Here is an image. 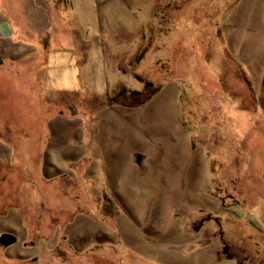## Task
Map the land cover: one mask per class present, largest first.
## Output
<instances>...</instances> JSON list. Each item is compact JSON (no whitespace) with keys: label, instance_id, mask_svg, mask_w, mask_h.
I'll list each match as a JSON object with an SVG mask.
<instances>
[{"label":"rangeland","instance_id":"1","mask_svg":"<svg viewBox=\"0 0 264 264\" xmlns=\"http://www.w3.org/2000/svg\"><path fill=\"white\" fill-rule=\"evenodd\" d=\"M0 57V264H264V0H0Z\"/></svg>","mask_w":264,"mask_h":264},{"label":"water","instance_id":"2","mask_svg":"<svg viewBox=\"0 0 264 264\" xmlns=\"http://www.w3.org/2000/svg\"><path fill=\"white\" fill-rule=\"evenodd\" d=\"M4 61L2 60V57H0V64H2ZM16 239V238H14Z\"/></svg>","mask_w":264,"mask_h":264},{"label":"flooded vegetation","instance_id":"3","mask_svg":"<svg viewBox=\"0 0 264 264\" xmlns=\"http://www.w3.org/2000/svg\"><path fill=\"white\" fill-rule=\"evenodd\" d=\"M6 236H7V237H10V238H11V237L13 238V235L11 236L10 234H8V235H6Z\"/></svg>","mask_w":264,"mask_h":264},{"label":"bare ground","instance_id":"4","mask_svg":"<svg viewBox=\"0 0 264 264\" xmlns=\"http://www.w3.org/2000/svg\"><path fill=\"white\" fill-rule=\"evenodd\" d=\"M74 74V73H73ZM72 76V75H71Z\"/></svg>","mask_w":264,"mask_h":264},{"label":"crops","instance_id":"5","mask_svg":"<svg viewBox=\"0 0 264 264\" xmlns=\"http://www.w3.org/2000/svg\"><path fill=\"white\" fill-rule=\"evenodd\" d=\"M62 1H64V0H62Z\"/></svg>","mask_w":264,"mask_h":264}]
</instances>
